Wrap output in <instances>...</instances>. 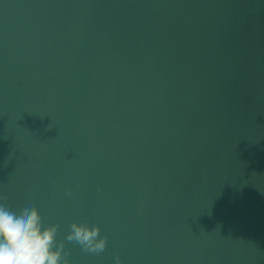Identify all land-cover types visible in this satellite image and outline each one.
<instances>
[{"label": "water", "instance_id": "obj_1", "mask_svg": "<svg viewBox=\"0 0 264 264\" xmlns=\"http://www.w3.org/2000/svg\"><path fill=\"white\" fill-rule=\"evenodd\" d=\"M25 198L70 264H264V0H0V202Z\"/></svg>", "mask_w": 264, "mask_h": 264}, {"label": "clouds", "instance_id": "obj_2", "mask_svg": "<svg viewBox=\"0 0 264 264\" xmlns=\"http://www.w3.org/2000/svg\"><path fill=\"white\" fill-rule=\"evenodd\" d=\"M56 232L57 225L44 223L31 198L13 204L0 202V264H70ZM64 239L91 253L102 252L106 246L98 225L75 220ZM113 264H121L118 256Z\"/></svg>", "mask_w": 264, "mask_h": 264}]
</instances>
